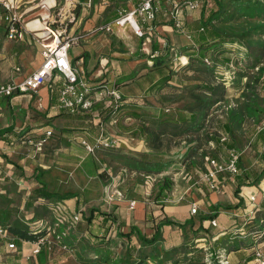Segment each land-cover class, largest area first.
<instances>
[{
	"label": "rangeland",
	"instance_id": "374dc122",
	"mask_svg": "<svg viewBox=\"0 0 264 264\" xmlns=\"http://www.w3.org/2000/svg\"><path fill=\"white\" fill-rule=\"evenodd\" d=\"M19 1L23 5L20 9L21 12L24 9L38 12L42 8V3L45 2L46 4L47 0ZM92 1L56 0L57 10L55 12L54 10L52 11L50 18L52 27L56 29L62 25L69 24L70 14L72 13L78 19L77 11L80 12V15L83 14L84 9H88V5ZM109 1L112 2L111 0ZM203 1H199L200 6L195 11L184 10V19L183 17L182 19L185 24L193 22V19L197 17H201V13L206 8ZM221 1L228 5L232 3L238 4V6L236 5L238 8L237 14L225 12L213 23L217 29L228 33L232 37L230 42L215 50V53L220 55L222 52L223 55L221 58H215L214 66L216 71L213 77L217 84L224 85L226 97L209 110L200 112L202 127L199 133L191 134L188 137L175 138L172 141L169 138H163L159 143H156L153 138L142 137V139H136L133 137V131L141 128L142 125L145 127L154 125L157 119H154L153 116L157 111L172 113L175 109L183 108L190 102L192 103L194 100L191 97L194 81L199 78L203 79L191 69H188L189 59L184 56V51L191 47L193 42L183 37L184 42H190L188 45L180 46L179 44L181 43L175 41V37L180 39L183 35L176 28V22L170 15L171 12L164 15L161 14L158 20H165L163 23L169 27V32L174 37L172 42H167L168 36H166L164 30L162 33L158 32L157 27L160 24H156L157 19L154 23V32H145L142 37H138L134 32L126 35L123 32L120 33L119 30H114V34L121 39L124 38L125 48L130 50H127L129 53L127 58H124L126 62L129 60V63L125 65L127 68H124V70L135 73V78L138 82L132 81L130 84L124 85L123 89L115 83V80L117 82L115 72L119 70L118 62L115 59L111 68L107 65V74H104L106 77L103 80L106 79L105 83H108L109 87L115 88L121 93L124 100L123 103L130 102L129 104L139 108L141 114L146 117L139 122L132 118L123 119L125 115L122 112L107 121L105 120L107 118L106 114H103L102 123H105L103 127L104 137L120 150L129 153L150 154L157 157L162 164L158 168L151 167L137 170L122 165L120 161L123 157L122 155L119 156V158L121 157L120 159L116 155H114L116 158H113L111 151H99L95 155L98 159L105 160L102 172L107 170V179L103 181L97 176L90 177L82 169L80 163L84 158L90 156L83 145V141L92 143L99 138L101 133L100 128L95 124L97 123L96 120L94 123L93 119H89V116L87 117L86 115L70 116L65 112L51 111L48 108H43L41 104H39L40 109L38 110L30 107L27 102L13 104L3 100L2 102L4 103L0 106V130L7 136L3 137L5 145L0 149V156L4 157L2 161L0 160V201L2 206L8 209L14 217L18 218L20 223L22 220L27 222L26 218L31 217V212L34 213L36 211L35 207H28L26 204V198L29 196H27V192L31 190L28 187L37 185L32 177L33 171L38 168L39 172L34 175L42 177L40 174L41 169L46 170L47 173L44 174L43 180L50 183L55 191L58 192L60 198H65V200L61 199L62 202H58L54 199H40L41 201L38 202L43 204L41 205L42 210L40 213L54 221H57L58 215L66 213L68 215L81 214L84 218H87L90 210L94 208H98L103 213L113 214L115 224L112 228L111 240L113 242L110 247L113 248L116 256H120L125 253L127 241L117 238L118 226L116 225L115 212L122 208V210L132 216L137 205L135 204L132 210L130 204H126V206L120 205L122 207L118 206L115 201L123 204L125 201H130V199L128 197L126 199L123 195L124 199L120 200L116 196L114 197L116 199L111 201L110 197L114 190L117 189L119 192L128 190L129 194L134 193L137 197L135 201L140 203V208L145 209L146 212L151 213L150 216L153 215L156 220H159L160 209L159 205L154 201L153 193L159 181L167 178L172 181L173 188L166 205H171L173 208L188 205L187 203L191 202L194 197L193 194L199 193V189L211 190L204 179L209 167L208 158L218 155L219 160L224 162L229 157V150L224 148L219 151L218 145L211 139L215 135L221 138L226 136V131L221 128L225 121H231L233 133L228 138L237 145V152L241 156L250 153V156L246 159H249L251 164L255 163V171H262L264 164L262 163L261 165V161H255L258 149H256L255 145L252 147L248 143L252 142L251 138H253L256 130H264V95L262 92L264 80V0ZM49 2L53 4L52 0H49ZM101 2L103 1L101 0ZM246 2L252 4L247 5ZM39 16L40 14H35L22 18V26H24V20H37ZM28 34L29 32L25 35V39L30 36ZM30 37L32 38V36ZM12 41L15 42V40ZM80 41L81 39L77 44ZM158 41L161 47H165L166 43L170 44L168 46L172 52L170 56L172 63L170 65L173 66L172 77L174 76V79L169 85L165 84L163 89L150 93L148 92V87L161 77L169 74L164 69L154 70L151 61L143 57L152 53L151 46ZM73 47L69 51L71 58L74 60ZM27 48L32 50L33 55L40 53L39 44L34 40H32L30 45L28 44ZM106 58L111 63L112 58L109 51L106 52ZM79 66L81 67V65L76 64V67L80 69ZM51 85L52 87L54 86L52 82ZM175 92L176 94H174ZM194 95L207 97L198 92ZM100 107H103V103ZM251 109L255 112L258 111L256 118L250 117L249 110ZM94 112L96 114L98 110ZM229 118L231 119L229 120ZM122 119L123 126H119L120 123L118 124L117 120L121 122ZM76 128L83 131H77ZM47 131H52L53 135L47 138L38 152L29 143V139L40 141L45 136H42V134ZM225 177L229 179L226 174ZM259 184L260 190L254 202L257 207L264 200V193H262L264 179ZM226 185L229 184L225 183L223 188V185L220 184L216 192L224 189L225 193ZM235 190L234 188L231 190L228 188L229 193H225L226 196L232 195L233 197ZM74 195H79L80 203L74 198ZM224 204H226L225 201ZM64 205H66L65 209ZM188 208L191 212L192 208L189 205ZM197 208L198 213L194 215L196 219H199L202 212L199 206ZM52 220H50L51 223L53 222ZM85 224L84 222L83 226ZM21 225L25 226L24 223ZM42 225L46 226V223ZM141 226L146 229L152 225L149 223L147 226L145 224ZM31 227L34 226L31 225ZM76 234L78 235H71L69 232L65 237L67 240L71 238L73 244L78 239L84 241L83 236L85 233L76 232ZM53 235H63V233L55 231ZM95 256L96 258L93 257L94 259L99 258L97 255ZM22 262L24 261L20 260L18 264H23ZM24 264H28V262L25 261Z\"/></svg>",
	"mask_w": 264,
	"mask_h": 264
},
{
	"label": "crops",
	"instance_id": "0c3cea01",
	"mask_svg": "<svg viewBox=\"0 0 264 264\" xmlns=\"http://www.w3.org/2000/svg\"><path fill=\"white\" fill-rule=\"evenodd\" d=\"M4 1L6 0H0V20L1 16L4 14L2 4V2ZM10 1H13L16 4V13L17 15L19 14V17L21 19L25 18L26 16L28 17L29 15L35 14H40V16L39 18H37V20H24L23 25L26 30H28L32 38L29 36L23 41L13 42L12 40H10L6 34V31L2 27V23L0 24V84L8 83L9 81L22 82L27 76L35 73L40 69L41 64L44 61L41 45H39L40 53H37L36 55H33L32 50L27 47L28 44L30 45L32 43V40L38 43L37 39L47 38L48 34L46 31V25H51L50 18L52 11L54 10L55 12L57 10L56 0H54V4H50V2H48L49 0L46 1V4L45 2L42 3V8L38 12H34V10L31 11V9H24L23 12H21L20 9L23 7V5L20 3V1ZM102 1L103 2H101V0H93L88 5L89 10L85 8L84 13L81 15L80 12L77 11V14L79 13L77 16V22H75L73 25H68L69 32L72 35L75 34L81 36L80 43L76 44L72 49L73 56L74 58H79V61H77V63L81 65L82 68L79 66L80 69L84 70H81L83 77L88 81V83H92L95 85L101 84L106 81V79L103 81V78L106 77L104 76V74H107V65L109 66V68H111L114 59L118 62L117 66L119 68V70L115 72L117 75V77H115L117 79V82L122 81L124 77H127L132 73L130 71L128 72L124 70V68H127V66H125L126 63H129V60H127V62L125 61L127 55L129 54L127 52V50L129 49L125 48V41L123 40L124 38L121 39L114 33L104 34L103 32H93L94 29L96 27L104 26L105 24L111 23L114 19L117 18L118 12L121 11V9L130 10L137 7L138 3L141 0H111L112 2H110L109 0ZM171 9L172 6L167 3H164L162 5L161 12L157 15L158 18L156 22V24L160 25L157 27L158 29L155 28L158 30V32L161 33L164 30L166 36H168L167 42H172L174 40V37L172 36V33L169 32V27L163 23L165 20L160 21L158 19L160 18L161 14L164 15L168 12H171ZM200 18L201 17H197L193 20L198 21ZM127 28L119 30L120 33L123 32L127 35L130 34V32H133L130 27ZM180 31L183 36L180 37V39L178 37H175V41L180 42V46L188 45L190 41L184 42L183 37L187 38V40H191L189 35L190 32L186 31L185 29ZM166 45L170 46V44L168 43H166ZM108 51L110 53V57L112 58H110L111 63L108 62V59L106 58V52ZM16 68L22 69V72H16ZM53 78L52 80L45 83L44 86H42V88L37 93L26 92L25 94H16L10 97L9 99L3 100H6L7 102H11L13 104L27 102L30 107H34L38 110L40 109L39 104H41L43 108H48L49 110L53 111L54 107L58 103V93L61 87L60 77L55 76ZM132 81L138 82L136 78H134L129 81H124V83L121 84L120 87L123 89L124 85L126 86L130 84ZM51 82L57 89V103L53 107H51L50 101V91L52 88ZM117 82L115 80V83ZM156 82L157 81L152 83L151 86L153 84H156ZM151 86H149L148 88H150ZM3 100H0V106L3 105ZM101 105L102 104H97L94 107V111L98 110ZM257 129H259V127H257ZM259 131L261 130H257V133ZM43 135H45V133L42 134V136ZM4 136H7V134H3V132H1L0 130V149H2L3 145H5V141L3 140ZM254 138L255 136H253V138L251 139L252 142L248 143L252 147L255 143ZM120 147L123 148V146L121 145ZM256 149H258V151L256 152L257 157L255 161H261L260 164L262 165V163L264 164V162L261 160L260 153L264 150V144L259 142ZM94 156L96 157V155ZM249 156L250 153L245 156H242V165L245 169L250 171L254 170L255 163L251 164L249 159H246ZM3 158L2 156H0L1 161L3 160ZM96 158L98 159V157ZM85 160L86 158L81 161L80 166L83 165V162ZM83 168L84 167L82 166V169ZM35 169L36 171H33L34 173L32 175L33 178L36 176L34 174L39 172L38 168ZM85 173L87 174L86 171ZM218 178L219 185H223V188L225 183L229 184L225 186L227 187L225 189V193H229L228 188H230V190L232 188L236 189L235 180L230 175H228L229 179H227L225 175H220L218 176ZM34 180L37 185L33 187H28L31 188V190L27 192V196H29L28 198H26V204H28V199L32 196V192L35 189L41 187V185L36 181L35 178ZM45 183L48 187V192H57L51 186L50 183H48L47 181ZM258 186H260V184L256 186H242V188L239 190V195H236L234 193L233 197L232 195L226 196V194L224 193V189L223 191L221 189V191L219 192L211 191L209 189H199V193L193 194L194 197L192 198V201L187 203L191 208L193 204H197L200 207L202 215L199 219H196L195 215L191 214L188 205H184L179 208H173L171 207V205L167 206L165 204L163 209H160L159 206L160 216L167 215L168 217L179 219L181 222H192V224L188 225L184 230L178 228L172 229L167 226L163 228L164 241L162 246L165 251H173L174 253L173 260L168 261V264H206L208 259H211L214 264H220L219 257L221 255L224 256L223 259L229 260L230 264H252L254 260V249L258 246V244L254 243L251 240L250 236H241V232L246 231V235H248L250 234L251 230H254L256 228L255 222H253L250 217V213L253 212V209H255L257 206L254 203L250 202V197L255 195L258 196L257 193L260 190ZM41 200L40 198L38 199L39 202ZM76 200H78L79 203L81 201L77 198ZM38 201H35L33 203V207L36 208V211L34 213L31 212V217L26 218L27 222H29L27 224L34 225L36 223H39V225H41L43 223H46V226L48 227L47 229L50 230V233L47 238H52L54 236L53 233L55 234V231H58L59 233H63L65 235H67V233L69 232L70 234H72V231L69 229L70 216L67 213L63 215H58V222L56 220L54 221L50 219L49 217H44L40 213V211L42 210L41 205L43 204L39 203ZM224 201L226 202V204H224ZM130 202H132V199H130V201H125V203L123 204L119 202L117 203L115 201L118 206H126V204L129 205ZM136 205L137 207H135V211L133 212L132 216L129 215L128 212L122 210V208H120L119 211L115 212L117 218V226H119V230H121L125 234L129 232V227L133 225L139 230H141L143 233L145 232L148 235H151L153 230H151L150 228L143 229L141 226L144 224L145 226H147V215H150L151 213H148L145 211V209L140 208V203L137 202ZM65 206L66 205H64V209ZM215 214H217L218 217L210 218V216ZM36 215H42V217L38 218ZM212 219L217 220V227L211 226L210 222ZM50 220H52L53 222L51 223ZM36 226L32 228H35ZM73 234L78 235L76 234V232H73ZM13 242L14 241L12 235L8 231H6L4 235H0V264H18L20 260L24 262L26 261L28 262V264H92L96 261V259H94L96 258V256L89 252L87 244L81 239H78L75 244H73L71 242V238H68L67 240L65 237V243L71 248L70 252L62 250L59 245H56L54 247V252L50 253L46 250L44 251L43 256L41 257L33 253L34 250H36L37 242H23L21 245H16L11 250L9 246L12 245ZM132 243L138 248H141L136 235L133 236ZM24 262L22 263L24 264Z\"/></svg>",
	"mask_w": 264,
	"mask_h": 264
},
{
	"label": "trees",
	"instance_id": "16d2710c",
	"mask_svg": "<svg viewBox=\"0 0 264 264\" xmlns=\"http://www.w3.org/2000/svg\"><path fill=\"white\" fill-rule=\"evenodd\" d=\"M200 1V0H199ZM242 1V0H239ZM244 1V0H243ZM205 9L201 13V18L198 21H193L188 24H183V29L190 32V38L193 42L191 47H188L187 50L184 51V56L189 59L188 69H191L198 76H201L203 79H195L194 88L192 98L193 102L188 104L183 108H177L172 113H167L166 111H157L154 113V125L152 126H144L138 128L133 131V137L136 139H142V137L153 138L156 143H159L163 138H169L170 141L175 138L188 137L191 134H197L200 132L202 127V117L201 113L203 111L209 110L215 104L223 101L226 97V89L224 85L217 84L214 80L213 74L215 73V58H221L223 53L217 54L215 50L221 48L226 43L230 42L232 38L228 33L217 29L214 26V21L218 20L225 12L231 14H237V6L238 4H225L221 0H204ZM214 3V4H213ZM247 5H251L252 3L246 2ZM215 5V7H214ZM237 5V6H236ZM209 9V10H208ZM209 11V12H208ZM79 14V13H78ZM77 14V15H78ZM2 27L7 32V25L4 21H2ZM152 53L150 55L143 56L148 58L152 63V67L154 70H167L168 75L161 77L156 84H153L148 92L152 93L153 91L161 90L165 87V84H170L173 82L174 76L173 66L170 64L172 60L171 56V48L166 45L164 48L160 46V43L157 42L155 45L151 46ZM209 59L212 63L208 64L205 60ZM74 64L79 61V58H74ZM213 65V66H212ZM136 77L135 73L124 77L122 81H118V85L124 83V81L132 80ZM104 81V80H103ZM101 84H106L105 82ZM196 92L199 94H203L207 96L206 98L201 95H194ZM262 92L264 95V80L262 83ZM176 94V92L174 93ZM57 95L56 87H52L50 91V101L51 107L55 106ZM130 102H124L119 108H115L112 104H109L108 107H100L98 112L95 114L94 110L92 113L87 114L89 119L95 120L97 123L96 126L99 127V120L102 121V115L106 114L107 118L105 120H111L112 117H116L117 114L124 112V118H132L134 120L143 121L146 117L141 114L139 108L136 106L129 104ZM250 117L256 118L258 115V111L249 110ZM95 114V115H94ZM80 115V114H77ZM91 116V117H90ZM123 119L117 120L119 126H123ZM231 118H229L230 120ZM100 128V127H99ZM226 131L227 136L232 135L233 130L231 129V121H225L223 126L221 127ZM77 131L80 129L76 128ZM75 130V131H76ZM83 131V130H80ZM95 133V132H94ZM99 134V133H98ZM100 136V134H99ZM253 136H255L254 145L257 147L258 143L264 144V130H261L257 133V130L254 132ZM216 145H218L219 151L224 148L230 150L237 151V145L231 139L228 141L221 142V137L215 135L211 138ZM252 139V138H251ZM97 141V140H96ZM96 141L90 143L94 144ZM99 151H111L113 158L116 155L118 158L120 155L121 163L125 167H131L133 169H148L151 167H157L161 165L159 159L150 154H140L134 152H125L120 150L117 147H111L109 149H99ZM97 154V153H96ZM119 154V155H118ZM126 157V158H125ZM218 155H214L212 158L219 160ZM261 160L264 162V150L260 153ZM119 158V159H120ZM159 160V161H158ZM239 170L240 174L234 176L235 180V194L239 195V190L242 186H256L260 183L262 179H264V169L262 171L255 170H247L242 165V156L239 160ZM105 160L97 159L94 155L88 156L86 160L83 162V169L87 172V175L90 177L97 176L101 180L107 179V170L102 172L104 167ZM258 172V173H257ZM46 170L40 171L42 177H34L36 181L41 185L40 188L35 189L32 192V196L28 199V207H33V203L38 201V199H47V200H57L61 202L65 200V198H60L58 192L50 193L47 190L46 181L43 180L44 174H46ZM173 184L170 179H163L159 181L156 185L153 197L154 201L160 206V209H163L167 200H169V194L172 191ZM124 197H128L135 201L137 197L133 194H129L127 191H120ZM79 196V195H78ZM78 196L74 195V198L80 199ZM56 201V202H57ZM256 216L253 220L255 222V229L251 230L250 233L258 232L262 230L264 224V200L260 203V205L255 209ZM38 218H41L42 215H36ZM69 225L71 226L74 223V218L79 216V221L77 224L73 225V228L70 229L73 232H81L85 233L83 236L84 241L87 244V248H89V252L97 255L99 258L92 264H168V261H172L174 258L173 251H165L162 244L164 241V227H170L172 229H186L188 225H191V221L181 222L179 219L168 217L167 215H162L159 217V220L155 219L154 216L147 215V223H151V230H153L151 235L147 233H143L135 226L129 227V232L127 234L123 233L119 228L117 229V238H121L123 240H127V248L125 253L120 256H116V253L113 251V248L110 247L113 240H111L112 228L115 224V217L113 214H107L101 212L98 208L91 209L89 212V217L84 218L81 214H72L70 215ZM36 217V218H37ZM218 217L217 214L210 216V218ZM84 222L86 223L84 226ZM24 223L25 226L21 224ZM0 227L3 230L8 231L13 238L12 245H21L23 242H38L41 239H45L49 235V230L45 227H40L39 223L34 224L32 226H36L32 228L31 225L27 224L26 221L22 220L20 223L18 218L14 217L11 212L2 206V202L0 201ZM117 225V218H116ZM119 227V226H118ZM71 234V235H72ZM136 235L138 238V242L141 248H138L134 245L133 236ZM264 239V237H263ZM41 252L37 254L38 256H43L44 251L54 252L53 250L48 249V246H44L41 248ZM88 261V260H86Z\"/></svg>",
	"mask_w": 264,
	"mask_h": 264
},
{
	"label": "built area",
	"instance_id": "2783aa9c",
	"mask_svg": "<svg viewBox=\"0 0 264 264\" xmlns=\"http://www.w3.org/2000/svg\"><path fill=\"white\" fill-rule=\"evenodd\" d=\"M126 1V0H121ZM167 3L172 6L171 13L173 19L176 22V28L180 31L183 30V12L186 9L195 11L199 8L200 3L197 0H141L138 6L126 10L121 9L118 12V16L111 23L105 24L104 26L96 27L93 32L113 33L114 30H122L129 26L133 32L139 37L144 36L145 32H154V23L158 18V14L161 12L162 5ZM4 8V14L1 16V20L7 25V36L11 40L23 41L28 30L22 26V20L17 15V6L13 1L6 0L2 2ZM69 24H73L77 19L75 15L70 14ZM65 24L62 27L54 29L52 25H46L47 38L37 39V42L42 47V55L44 58L43 63L38 71L27 76L22 82L9 81L8 83L0 84V100L9 99L16 94H25L26 92L37 93L45 83L52 80L53 77L59 76L61 81V87L58 93V103L54 107L57 112H65L70 116L77 114H90L94 110L97 104L105 105L108 107L112 104L115 108H119L123 104V97L121 93L115 88L109 87L107 84H92L83 77L81 70L76 67L73 59L70 55V49L74 44H77L81 39L80 35L71 34L68 29V25ZM144 30V31H143ZM208 64H211L209 59L205 60ZM16 72L21 73L22 69L16 68ZM100 136L94 144H89L83 141L85 149L88 150L90 155H95L99 149H109L116 147L111 144V141H107L104 137L105 132L103 127L105 123L99 120ZM52 131L45 132V136L40 141H33L29 139V143L35 147L36 151H40L46 142L47 138L51 137ZM228 141V136L221 138V142ZM241 154L235 150L229 151V157L224 162L208 158V171L206 172L204 179L208 183L212 191H216L219 186L220 175L228 174L231 177L240 174L239 160ZM264 193V189H262ZM118 199H124L121 192L117 189L112 194L111 201L114 197ZM257 196L250 197V201L254 203ZM136 202H130L131 209H134ZM197 204L192 206V214L198 213ZM257 208V207H256ZM255 208V209H256ZM250 213L251 219L256 216V210ZM79 216L74 218V223L69 226V229L73 228V225L79 221ZM212 227H217V220L212 219L210 222ZM262 230L246 235V231L241 232V236L251 237L254 243L258 246L254 249V257L252 264H264V224ZM40 227H45L40 225ZM6 230L0 227V235H4ZM50 232V230H49ZM247 239V238H246ZM48 246V249L53 250L56 245H59L62 250L71 251L69 245L65 243V234L57 235L52 238L41 239L37 242L36 250L34 254L37 255L41 252V248ZM15 246L10 245L9 248L13 249ZM73 250V249H72ZM223 255L219 257L220 264H230L229 260L223 259ZM208 259L206 264H214V262Z\"/></svg>",
	"mask_w": 264,
	"mask_h": 264
},
{
	"label": "bare ground",
	"instance_id": "6f19581e",
	"mask_svg": "<svg viewBox=\"0 0 264 264\" xmlns=\"http://www.w3.org/2000/svg\"><path fill=\"white\" fill-rule=\"evenodd\" d=\"M52 1H53V4H54V3H55L54 0H52ZM48 2H49V1H48Z\"/></svg>",
	"mask_w": 264,
	"mask_h": 264
}]
</instances>
